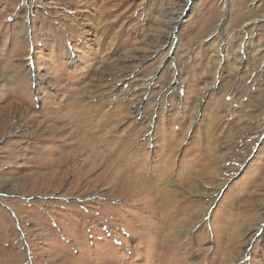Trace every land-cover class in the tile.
<instances>
[{"label":"rangeland","instance_id":"374dc122","mask_svg":"<svg viewBox=\"0 0 264 264\" xmlns=\"http://www.w3.org/2000/svg\"><path fill=\"white\" fill-rule=\"evenodd\" d=\"M263 217L264 0H0V264H264Z\"/></svg>","mask_w":264,"mask_h":264},{"label":"bare ground","instance_id":"6f19581e","mask_svg":"<svg viewBox=\"0 0 264 264\" xmlns=\"http://www.w3.org/2000/svg\"><path fill=\"white\" fill-rule=\"evenodd\" d=\"M24 34V33H23ZM22 36V35H21ZM28 39V38H27ZM37 52V51H36ZM57 119V118H56ZM38 120V119H37ZM72 121V120H71ZM81 126V125H80ZM80 126L79 127H77V133H78V135H80V132L82 131V129L80 128ZM64 128L67 130V129H69L66 125H64V127L63 128H59L58 130H56L55 129V131L57 132H55L56 134H59L58 132H63L64 131ZM67 133V132H66ZM56 134L53 136V138H51V140H53V141H56V139H59V138H55V137H58V136H56ZM63 134V133H62ZM64 135V134H63ZM66 135V134H65ZM79 137V136H78ZM38 138V137H37ZM60 138H64V137H60ZM71 138V137H70ZM83 138L84 137H81V138H79V140H78V144H79V147H81V146H83V144H82V141H83ZM56 142H58V143H60L61 142V140H58V141H56ZM85 145V144H84ZM79 154V153H78ZM63 157V156H62ZM103 157V156H102ZM67 158V157H66ZM53 158H51V160H52ZM119 159V158H118ZM47 160H49V159H47ZM116 160V159H115ZM114 161V160H113ZM59 162V161H58ZM101 162V161H100ZM51 164H57L58 165V163L56 162V161H52L51 162ZM49 165V164H48ZM55 166V165H54ZM92 167V166H91ZM94 168V167H93ZM54 173H60V170L58 171H54L52 174H54ZM60 175V174H59ZM136 184V183H135ZM170 185V184H169ZM175 187V186H174ZM171 195V194H170ZM173 197H175V196H173ZM261 222H264V217H263V219L261 220Z\"/></svg>","mask_w":264,"mask_h":264}]
</instances>
